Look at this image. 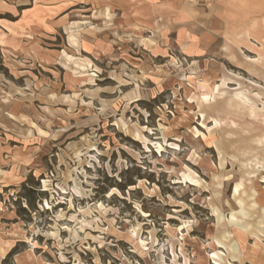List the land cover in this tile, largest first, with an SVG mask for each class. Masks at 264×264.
<instances>
[{
    "label": "rangeland",
    "instance_id": "374dc122",
    "mask_svg": "<svg viewBox=\"0 0 264 264\" xmlns=\"http://www.w3.org/2000/svg\"><path fill=\"white\" fill-rule=\"evenodd\" d=\"M114 6L0 0V264H264V34Z\"/></svg>",
    "mask_w": 264,
    "mask_h": 264
},
{
    "label": "crops",
    "instance_id": "0c3cea01",
    "mask_svg": "<svg viewBox=\"0 0 264 264\" xmlns=\"http://www.w3.org/2000/svg\"><path fill=\"white\" fill-rule=\"evenodd\" d=\"M116 26L127 27L134 36L175 32L186 46L192 37L231 32L239 23L244 41H259L264 34V0H114ZM138 34V35H137Z\"/></svg>",
    "mask_w": 264,
    "mask_h": 264
}]
</instances>
